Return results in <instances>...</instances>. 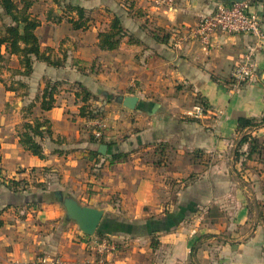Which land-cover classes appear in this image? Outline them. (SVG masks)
Wrapping results in <instances>:
<instances>
[{
    "label": "crops",
    "instance_id": "0c3cea01",
    "mask_svg": "<svg viewBox=\"0 0 264 264\" xmlns=\"http://www.w3.org/2000/svg\"><path fill=\"white\" fill-rule=\"evenodd\" d=\"M132 2L142 16H129L124 0H35L30 12L40 21L41 50L61 67L33 57L25 76L18 57L1 47L7 64L0 73V264H95L88 244L101 237L67 220L55 191L120 223L156 229L155 237H104L119 249L106 264H264V160L236 156L249 149L238 148V118L264 119V48L255 54L256 76L236 84L231 71L256 38L217 31L205 43L191 33L225 1ZM67 3L90 12L87 28H73L68 19L77 14L64 13ZM258 12L264 31V0ZM114 14L138 43L125 37L118 49L101 50L98 34ZM48 81L63 84L45 111ZM77 82L93 95L87 112L106 125L103 143L93 137L94 119L80 114ZM126 96L139 98L134 110L118 101ZM196 104L202 119L187 115ZM36 119L50 126L36 137L45 158L19 142L23 123ZM248 132L264 142V122ZM119 152H130L129 160L112 162ZM12 180L28 188L14 191Z\"/></svg>",
    "mask_w": 264,
    "mask_h": 264
},
{
    "label": "trees",
    "instance_id": "16d2710c",
    "mask_svg": "<svg viewBox=\"0 0 264 264\" xmlns=\"http://www.w3.org/2000/svg\"><path fill=\"white\" fill-rule=\"evenodd\" d=\"M55 1L59 6H61L59 0ZM33 5L34 0H0V73L2 72L4 64L7 61V59L1 53L2 46H5L6 53H8V55L18 57L20 65L24 69L23 71H21V74L25 76H29L33 72V57H35L37 60L44 61L51 66H63V61L52 59L51 54H47L48 51L41 50L39 39L35 33L36 29L40 25V21L36 17H33L32 13L30 12V9ZM63 11L67 15H70L73 12L77 14V19H75L74 17L68 19L72 23L74 29L78 30L88 27L87 24L90 20V12L85 8L79 5L67 3L64 5ZM125 11L129 16H132L133 3L131 5L126 4ZM137 14L138 17L142 16L141 11H138ZM5 19H9V22H7ZM125 37H129L130 43H138V40L134 38L133 35L130 34L123 25L122 16L114 14L108 29L99 32L98 46L101 50L113 51L118 49L121 41ZM155 38L156 40H161L162 42L168 41L167 36H165L164 39H161L156 35ZM62 84L63 83L60 81H48L46 83V87L42 95L43 99L41 107L43 110L48 111L55 106L56 100L54 95L58 92V87ZM76 84L79 88L77 96L83 102L80 114L82 116L87 115L92 119L98 118V113H93L92 111L87 112L89 107L88 102L93 98L92 93L82 83L77 82ZM263 122L264 119L261 121V123H259L256 119L252 118H238L237 131L241 137L238 148H242L244 145H248L249 149L248 151H246V153L237 151V159H239L240 156L244 154H246V159L248 160H254L255 158L258 159L264 156V142L248 132L253 128L259 127ZM45 133H50L48 120L36 119L32 123L25 122L22 125L19 142L34 156L45 158L43 147L36 140L37 136L42 137ZM101 139L100 142H102ZM130 154V152L116 153L112 156V162L128 161L129 157L131 156ZM10 182V187L14 191L26 190L28 188V183L24 180H12ZM34 186L42 188L43 190L46 189V186L43 184L35 183ZM52 198L59 201V195L57 194V192L52 193ZM2 225L3 222L0 220V226ZM155 231L156 229L147 224L126 225L118 222V220L116 219L108 218L107 216H105L98 228L96 235L98 237H101V239L117 234H126L129 236L148 234L151 235V237H155Z\"/></svg>",
    "mask_w": 264,
    "mask_h": 264
},
{
    "label": "built area",
    "instance_id": "2783aa9c",
    "mask_svg": "<svg viewBox=\"0 0 264 264\" xmlns=\"http://www.w3.org/2000/svg\"><path fill=\"white\" fill-rule=\"evenodd\" d=\"M176 0H159L172 6ZM259 0H246L242 2H220L211 14L206 16L192 29L191 33L207 43L217 32L246 33L256 38L254 46L243 60L231 71V78L236 84H242L252 80L257 73L255 54L264 48V31L262 30L263 18L258 12ZM202 105H195L187 115L194 119L204 117ZM94 139L100 140L105 130V123L101 118L92 121ZM88 249L90 261L95 264H106L108 256L119 251L118 246L109 239H96L89 241ZM41 264H59L60 261L50 258H40Z\"/></svg>",
    "mask_w": 264,
    "mask_h": 264
},
{
    "label": "water",
    "instance_id": "95a60500",
    "mask_svg": "<svg viewBox=\"0 0 264 264\" xmlns=\"http://www.w3.org/2000/svg\"><path fill=\"white\" fill-rule=\"evenodd\" d=\"M229 3L242 2L246 0H222ZM124 107L134 110L137 107L139 98L137 96H126L123 99H118ZM107 146L101 145L100 153L106 154ZM59 202L65 209V217L69 221L75 222L82 233L88 237L96 235L98 228L105 216V211L100 208L82 205L75 197L63 192H57Z\"/></svg>",
    "mask_w": 264,
    "mask_h": 264
},
{
    "label": "rangeland",
    "instance_id": "374dc122",
    "mask_svg": "<svg viewBox=\"0 0 264 264\" xmlns=\"http://www.w3.org/2000/svg\"><path fill=\"white\" fill-rule=\"evenodd\" d=\"M125 1V3L127 4V5H131L132 3H133V12L134 13H137L138 11H142V8H140L139 7V4L138 5H135V3L134 2H132V0H124ZM139 1V3H140V1L141 0H138ZM34 3H35V0H34ZM39 8V5L38 4H36L35 5V9H38ZM95 15V14H94ZM7 22H9V19H5ZM3 23V22H2ZM5 64H7V61H6V63ZM196 105H198V104H196ZM201 105V104H200ZM97 117L99 118L100 116H99V114H97ZM261 158H263L264 159V156H262ZM261 158H259V159H261ZM259 161H261V160H259ZM257 172V171H256ZM56 192V191H55ZM96 237H98L97 235H95Z\"/></svg>",
    "mask_w": 264,
    "mask_h": 264
}]
</instances>
